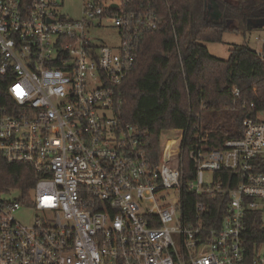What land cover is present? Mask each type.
Listing matches in <instances>:
<instances>
[{
    "label": "built area",
    "instance_id": "built-area-1",
    "mask_svg": "<svg viewBox=\"0 0 264 264\" xmlns=\"http://www.w3.org/2000/svg\"><path fill=\"white\" fill-rule=\"evenodd\" d=\"M61 7L0 0V75L14 103L0 108V157L38 177L29 196H0V264H264V111L216 150L211 131L168 130L154 158L145 133L122 123L119 89L158 27L155 11L82 0L72 19ZM105 26L118 29L119 48L92 38ZM185 193L199 199L190 216ZM30 210L32 223H20ZM251 216L261 230L252 247Z\"/></svg>",
    "mask_w": 264,
    "mask_h": 264
},
{
    "label": "trees",
    "instance_id": "trees-1",
    "mask_svg": "<svg viewBox=\"0 0 264 264\" xmlns=\"http://www.w3.org/2000/svg\"><path fill=\"white\" fill-rule=\"evenodd\" d=\"M130 3L134 9L150 6L158 27L140 41L135 68L119 89L122 123L145 133V148L154 158L168 130L189 127L191 138L198 129L202 135L211 131L208 150L221 149L227 140L240 137L244 119L264 111V58L243 43L232 45L229 58L223 60L213 56L206 43H223L226 33L246 36L253 31L256 23L264 22V0ZM8 84L9 79L0 75V108L14 107ZM183 165L185 170L194 168L187 154ZM37 178L30 166L0 157V196L14 190L29 196ZM197 200L184 194V216L194 213ZM214 205L212 214L221 217L223 206L218 201ZM251 218L250 247L261 231L257 217Z\"/></svg>",
    "mask_w": 264,
    "mask_h": 264
},
{
    "label": "rangeland",
    "instance_id": "rangeland-1",
    "mask_svg": "<svg viewBox=\"0 0 264 264\" xmlns=\"http://www.w3.org/2000/svg\"><path fill=\"white\" fill-rule=\"evenodd\" d=\"M62 4L61 11L72 19H80L82 17V0H58ZM92 38L96 43L106 44L111 48L117 49L120 47L121 40L119 31L113 26H105L104 28L93 29L91 31ZM247 43L252 50L264 48V29H254L246 36L243 34L226 33L223 37V43H206L209 52L220 59L227 60L229 58V50L232 45H241ZM260 120H264V115H260ZM212 174L205 175V182L211 184ZM170 201L177 203L175 191H170ZM18 191H11L4 194V198H16L19 196ZM34 211H21L16 214L17 220L22 224L30 225L35 217Z\"/></svg>",
    "mask_w": 264,
    "mask_h": 264
},
{
    "label": "water",
    "instance_id": "water-1",
    "mask_svg": "<svg viewBox=\"0 0 264 264\" xmlns=\"http://www.w3.org/2000/svg\"><path fill=\"white\" fill-rule=\"evenodd\" d=\"M264 27V22L263 23H256L255 25H254V28L255 29H261V28H263Z\"/></svg>",
    "mask_w": 264,
    "mask_h": 264
},
{
    "label": "crops",
    "instance_id": "crops-1",
    "mask_svg": "<svg viewBox=\"0 0 264 264\" xmlns=\"http://www.w3.org/2000/svg\"><path fill=\"white\" fill-rule=\"evenodd\" d=\"M261 29H263V28H261ZM249 46V45H248ZM250 47V46H249ZM251 48V47H250ZM261 49H263V48H261ZM259 50V49H258ZM256 51V50H255Z\"/></svg>",
    "mask_w": 264,
    "mask_h": 264
}]
</instances>
